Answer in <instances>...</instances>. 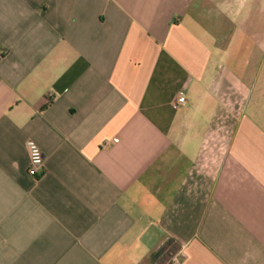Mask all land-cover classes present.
Masks as SVG:
<instances>
[{
    "label": "crops",
    "instance_id": "obj_1",
    "mask_svg": "<svg viewBox=\"0 0 264 264\" xmlns=\"http://www.w3.org/2000/svg\"><path fill=\"white\" fill-rule=\"evenodd\" d=\"M207 9L0 0V264H264V121Z\"/></svg>",
    "mask_w": 264,
    "mask_h": 264
},
{
    "label": "rangeland",
    "instance_id": "obj_2",
    "mask_svg": "<svg viewBox=\"0 0 264 264\" xmlns=\"http://www.w3.org/2000/svg\"><path fill=\"white\" fill-rule=\"evenodd\" d=\"M213 1L224 13L220 21L227 22L223 26L220 21L212 23L207 9L200 34L210 45L215 42L213 36H220L225 48L222 59H230L229 65L233 60L245 59L250 72L248 82L253 90L250 115L264 121V0Z\"/></svg>",
    "mask_w": 264,
    "mask_h": 264
},
{
    "label": "built area",
    "instance_id": "obj_3",
    "mask_svg": "<svg viewBox=\"0 0 264 264\" xmlns=\"http://www.w3.org/2000/svg\"><path fill=\"white\" fill-rule=\"evenodd\" d=\"M59 97V93L50 92L47 95L49 102ZM175 103L179 106H185L188 103L187 93L181 91L174 99ZM27 148L29 152V174L33 177H39L45 169V155L41 147L34 141L29 140L27 142Z\"/></svg>",
    "mask_w": 264,
    "mask_h": 264
}]
</instances>
